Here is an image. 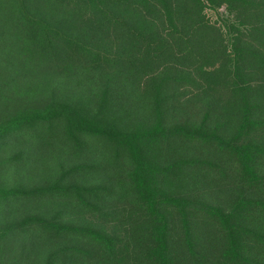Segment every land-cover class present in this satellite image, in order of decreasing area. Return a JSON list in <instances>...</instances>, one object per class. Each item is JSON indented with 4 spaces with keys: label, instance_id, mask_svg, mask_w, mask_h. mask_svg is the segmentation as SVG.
I'll use <instances>...</instances> for the list:
<instances>
[{
    "label": "trees",
    "instance_id": "obj_1",
    "mask_svg": "<svg viewBox=\"0 0 264 264\" xmlns=\"http://www.w3.org/2000/svg\"><path fill=\"white\" fill-rule=\"evenodd\" d=\"M0 264H264V0H0Z\"/></svg>",
    "mask_w": 264,
    "mask_h": 264
}]
</instances>
